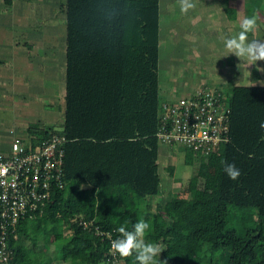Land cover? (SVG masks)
Here are the masks:
<instances>
[{"label":"trees","instance_id":"obj_1","mask_svg":"<svg viewBox=\"0 0 264 264\" xmlns=\"http://www.w3.org/2000/svg\"><path fill=\"white\" fill-rule=\"evenodd\" d=\"M65 11L63 127L31 126L17 138L36 145L65 135L66 186L18 221L9 263L0 264H138L113 258L111 242L140 219L150 225L145 240L163 248L159 264H264V84L211 85L230 99V140L203 156L184 146L201 183L175 194L168 210L155 208L160 143L172 145L158 136L162 115L181 99L161 101L160 0H66ZM223 161L241 170L237 180ZM234 206L248 207L254 225L229 226Z\"/></svg>","mask_w":264,"mask_h":264},{"label":"rangeland","instance_id":"obj_2","mask_svg":"<svg viewBox=\"0 0 264 264\" xmlns=\"http://www.w3.org/2000/svg\"><path fill=\"white\" fill-rule=\"evenodd\" d=\"M41 1L40 5H37L40 9H36V11H46L43 21L40 18L39 23H31L33 24L32 28L26 25L25 30H23L24 37L27 38L33 30L35 33L42 34V38L44 37L46 41L42 42L41 48L44 49L47 46L51 50L52 61L53 59L56 60L55 64L60 68L63 67V82L53 88L58 82L51 83L52 79L39 74L40 83L39 86H35L38 92L37 95L32 93L34 86L30 87V84H27L28 87L23 88L22 95L26 96L22 100L16 101L13 98H7L0 101V152L3 153L9 152L12 141L17 137L28 138L27 132L31 126L46 125L61 129L64 124L67 38L66 0ZM222 1L193 0L195 7L191 9V15H194V29L188 35L189 39L186 38L187 42L182 39L181 42L178 41V44H175L173 37H168L167 32V28L172 27L173 23L170 24V18L169 20L166 18L167 3L170 0H160L159 75L161 101L183 98L203 87L205 83L225 87V90L230 92L231 84L227 83L221 86L218 84V81L221 80H230L238 85L264 84V62L262 60L252 64V68L250 66L249 69L250 61L237 57L234 53L226 55V49L224 48L225 38L229 35L238 34L240 23L245 17L249 16L256 17L257 27L255 32L248 34V39L264 41V0H250L249 8L251 10L247 9L246 4L245 14L238 20L229 18L228 11L222 6ZM13 3L17 5L20 1L13 0ZM10 9L11 5L6 0H0V14ZM38 11L32 14L41 13ZM195 13L197 14L195 15ZM211 19L219 20L221 26L216 28L209 25ZM11 28L13 27L0 28V40H4L6 43L10 42L7 38H14V36H10ZM21 36L19 34L18 37ZM19 41L21 42V40ZM41 52L40 49H37L31 53L34 56L38 53L41 54ZM257 64L261 67L258 68ZM242 71H245V75ZM259 77L263 78L262 82ZM35 95L38 99L34 102L32 99L35 98ZM2 96L0 91V100ZM185 152L184 145L181 143L172 145L160 143L159 171L162 179V191L160 195L150 197L155 208L159 206L164 210H168L175 194L189 196L200 185L201 181L193 174L194 165L185 162ZM171 166H174L172 174ZM241 211H244L245 214ZM250 213L248 207H232L230 210L232 216L228 219L229 226L235 225L234 227H236V223L241 219L246 221L248 225L253 226L254 220L249 218ZM219 255L220 253L215 255L217 262L219 261ZM54 264L58 263L55 262ZM121 264L123 263L121 262Z\"/></svg>","mask_w":264,"mask_h":264},{"label":"built area","instance_id":"obj_3","mask_svg":"<svg viewBox=\"0 0 264 264\" xmlns=\"http://www.w3.org/2000/svg\"><path fill=\"white\" fill-rule=\"evenodd\" d=\"M230 99L209 84L165 106L158 133L164 143H181L200 155L218 152L230 140ZM65 135H52L34 145L16 138L0 155V260L9 263L7 236L21 218L42 212L53 191L66 186L63 164ZM88 226L86 221L83 222ZM97 228V227H96ZM97 233H104L97 228ZM110 236V234H108ZM113 240V239H112ZM113 258L117 251L112 249Z\"/></svg>","mask_w":264,"mask_h":264},{"label":"crops","instance_id":"obj_4","mask_svg":"<svg viewBox=\"0 0 264 264\" xmlns=\"http://www.w3.org/2000/svg\"><path fill=\"white\" fill-rule=\"evenodd\" d=\"M19 1L20 3L16 5L12 0L9 3L11 5V9L0 14V28L12 26L13 28H11L12 31L10 33V36H14V38H7L10 42L5 43L4 40H0V91L3 95L0 101L7 98H13L16 101L22 100L23 97L26 96H23L22 93L23 88L28 87L27 84H30V87L34 86V88L32 89V93H36L37 95L38 92L35 86H39V74H41L45 78L52 79L51 83L57 81L58 83L54 85L53 88L57 87L60 83L62 84L63 82V67L60 68L58 65H56V60V62L54 61V59L52 61V55L50 54L51 50L47 46L44 47V49L43 47L41 48V44H43L42 42L46 41L44 37L42 38V34L39 32L35 33L33 30L28 34L27 38L24 37L23 30H25L26 25L32 28L33 24L31 23H39L40 18H42L41 21H43L46 11H38L40 7H37V5L39 6L40 2L42 1L32 0L33 2H31L29 0L30 3L28 0ZM222 2L223 8L228 11L227 14H229V18L231 20H238L242 17L243 14H245L246 4L247 9H249L250 7V0H223ZM180 3L181 0H170V2L167 3L168 10L166 11V18L168 20L170 18V24L171 22H173L172 27H169L170 24L168 25V37H173L175 44H178V41L181 42L182 39H189L188 35L192 32V29H194L193 25L195 22L193 18L194 15H191V9L187 13L182 12L180 9ZM36 9H38L37 11L41 13L33 15V12H37ZM197 13H195V15ZM184 24L186 27L184 26ZM209 25L219 28L221 26V23L219 20L211 19L209 20ZM19 34H21L22 36L18 37ZM176 39L177 41H175ZM19 40H21V42ZM37 49H40L42 51L41 54L38 53L37 55L33 56L31 52H34ZM262 61L264 62V60ZM250 66L252 68V64H249V69ZM243 73V75H245V71ZM60 76L61 81L59 82ZM199 77H201V75H199ZM259 79L262 82L263 78L259 77ZM229 81L230 80H221L218 81V84L223 86L222 84L225 85ZM44 83L47 84L46 82ZM48 83L50 84V82ZM36 95L35 98L32 99L34 102L38 99Z\"/></svg>","mask_w":264,"mask_h":264},{"label":"clouds","instance_id":"obj_5","mask_svg":"<svg viewBox=\"0 0 264 264\" xmlns=\"http://www.w3.org/2000/svg\"><path fill=\"white\" fill-rule=\"evenodd\" d=\"M193 0H181L180 9L187 13L194 8ZM257 19L255 16L245 17L240 23L238 34L229 35L224 40L226 55L235 54L240 58L255 64L257 61L264 60V41L248 39V34L255 32ZM257 67L260 66L257 64ZM264 127V122L261 123ZM224 163V172L232 180H237L241 175V170L235 163ZM150 225L143 219L137 221L133 228L129 230L125 226H120L118 232L121 234L111 242L112 249L121 256H135L138 264H159L163 248L158 242L146 241L145 235L149 231Z\"/></svg>","mask_w":264,"mask_h":264}]
</instances>
